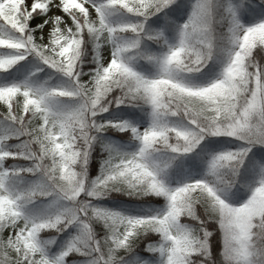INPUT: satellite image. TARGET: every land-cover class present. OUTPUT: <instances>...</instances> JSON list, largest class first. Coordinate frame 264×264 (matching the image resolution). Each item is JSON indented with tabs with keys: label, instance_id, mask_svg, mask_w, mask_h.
Instances as JSON below:
<instances>
[{
	"label": "snow or ice",
	"instance_id": "snow-or-ice-1",
	"mask_svg": "<svg viewBox=\"0 0 264 264\" xmlns=\"http://www.w3.org/2000/svg\"><path fill=\"white\" fill-rule=\"evenodd\" d=\"M258 15L264 0H0V73L34 63L24 80L0 83V264H152L140 252L156 264H264V19L244 23ZM221 54L218 74L196 83ZM45 68L66 83L39 80ZM121 105L147 126L101 117ZM210 137L239 143L169 184ZM240 187L249 194L236 203ZM112 193L164 205L131 215L95 203Z\"/></svg>",
	"mask_w": 264,
	"mask_h": 264
},
{
	"label": "trees",
	"instance_id": "trees-1",
	"mask_svg": "<svg viewBox=\"0 0 264 264\" xmlns=\"http://www.w3.org/2000/svg\"><path fill=\"white\" fill-rule=\"evenodd\" d=\"M187 12L183 17L176 21L177 24L183 23L184 19H186ZM264 15H258L250 20H245V22H255L257 20H261ZM130 17H126L120 14L114 15L112 17V21L114 23L123 22ZM154 19V18H153ZM153 27H157V25H153ZM174 27V26H170ZM168 34L173 35V31L168 30ZM150 47H155L154 45H150ZM31 59V58H30ZM91 59V55H86L84 60L86 61L83 70L85 72L88 71L90 67H94V65L88 63ZM257 59L261 62H264V53H258ZM225 57L221 54L217 62L213 68V71L208 74H196L193 77V80L196 83H207L210 79L214 78L216 74L220 71L222 64L224 63ZM138 70L143 72L151 73L154 71L153 67L145 62H141L137 65ZM31 71H34V63L33 65H26L25 62L21 61L15 68H13L10 73L3 74L0 73V83L3 82H12V81H22L26 76L29 75ZM37 77L39 80L44 81L48 80L52 84L58 83H66L65 79L59 74L52 73L48 69H44L43 71L37 73ZM87 77H85L86 79ZM102 118L105 119H122L129 120L133 123L138 124L140 127L147 126V117L143 111L139 108H130L126 106H119L110 108L108 112L101 114ZM105 139L108 142L118 144V145H126L128 150H133L135 148V142L130 141L127 137L124 136L123 133L118 132H108L103 134ZM238 141H233L232 138L228 137H210L203 141L191 154L186 157L181 158L175 164V166L171 169L168 182L169 184L175 186L178 183H183L187 180L198 178L204 172V164L203 162L207 160L208 154L213 151H221L227 148H234ZM255 151V149H253ZM251 155V153L249 154ZM102 158L101 148L99 145L96 146V149L91 154V159L88 164V176L90 178H95L100 171V159ZM233 192L236 190L233 189ZM247 187H240V192L238 198L234 200V202L239 203L241 200H244L248 196ZM229 198L233 199L232 193L230 192ZM95 203L106 207L112 208L120 211H124L131 215H148L154 212L155 210L163 207L164 200L159 197H144L142 199H134L127 196L122 195L121 193H112L110 196L95 201ZM32 211H39V209H31ZM75 234V229H69L67 232L63 233L60 238L57 239L56 245L53 250H58L63 244H65L68 240L71 239L72 235ZM45 240L49 239L48 236L44 237ZM143 246V245H142ZM138 256L144 260L151 261L152 264H156V258L149 256L146 252L138 253ZM83 257L79 258L76 261V264H81L83 261ZM135 259V258H133Z\"/></svg>",
	"mask_w": 264,
	"mask_h": 264
},
{
	"label": "rangeland",
	"instance_id": "rangeland-1",
	"mask_svg": "<svg viewBox=\"0 0 264 264\" xmlns=\"http://www.w3.org/2000/svg\"><path fill=\"white\" fill-rule=\"evenodd\" d=\"M262 19H264V17H263ZM255 22H256V21H255ZM255 22H245V21H244L245 24H248V23H255ZM247 197H248V196H247ZM247 197H246L245 199H247Z\"/></svg>",
	"mask_w": 264,
	"mask_h": 264
}]
</instances>
